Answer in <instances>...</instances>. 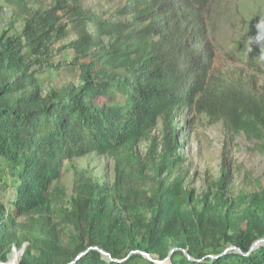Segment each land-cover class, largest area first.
<instances>
[{"label":"trees","instance_id":"1","mask_svg":"<svg viewBox=\"0 0 264 264\" xmlns=\"http://www.w3.org/2000/svg\"><path fill=\"white\" fill-rule=\"evenodd\" d=\"M9 1L8 31L20 30L0 37V188L11 194L8 206L0 201V223L24 218L33 234L50 235L18 264H156L143 254L170 264H264V189L232 218L221 199L189 209L182 179H160L185 164L179 122L187 113L264 148V86L217 65L205 19L213 0H116L109 11L85 0ZM254 41L264 52V32ZM62 66L78 71L80 84L45 92ZM159 127L157 179L147 185L134 150ZM93 153L115 161L113 208L77 173L62 212L76 232L64 239L52 222L66 196L63 164ZM7 230L0 264L24 244Z\"/></svg>","mask_w":264,"mask_h":264},{"label":"rangeland","instance_id":"2","mask_svg":"<svg viewBox=\"0 0 264 264\" xmlns=\"http://www.w3.org/2000/svg\"><path fill=\"white\" fill-rule=\"evenodd\" d=\"M84 3L94 11H109L120 5L116 0H85ZM14 12L15 7L9 0H0V37L10 29ZM261 18H264V0H213L205 15L208 38L216 55L217 65L229 75H241L245 80L256 82L258 86H264V60L260 59L264 52L254 40L250 42V38H253V28ZM19 30V24H16L7 33L13 35ZM56 62L62 64L63 58L58 56ZM46 77L47 74L41 75L42 79ZM79 84V72H69L62 66L53 73L50 86L44 85V91L48 92L51 87L58 89ZM185 119L189 121L186 126L183 124ZM179 127L183 129L179 144L183 145V148L179 146L178 149L185 164L173 173H162L160 179L164 183L182 179L183 188L193 197L189 199V209H198L199 204L203 202L213 206L217 199H221V202L227 203L223 212L228 211L232 218L242 215L250 197L264 189L262 142L249 139L244 134L233 136L222 123L209 125L205 118H196L189 113L180 120ZM162 136V128L159 127L151 134L152 142H141L134 150V155L146 167L143 171V182L147 185L153 184L157 179L156 169L162 152ZM4 167L5 164L0 158V171ZM77 173L101 186L104 189L103 195L111 204L109 210L113 208L111 191L116 173L115 161L112 158L93 153L64 162L60 186L66 196L59 206H54L52 216L53 225L58 232H63L61 235L64 239L76 232L75 225L65 218L62 212L70 205ZM223 178L224 188L220 189L219 180ZM10 195V192L1 191L0 188V201L7 206ZM229 206L231 210L228 209ZM27 221L28 219L20 218L17 227L11 226L8 221L0 223V229L7 227V237L16 234L19 240H24L23 246L20 249L15 247L9 255L10 263L18 264L29 245L39 249L50 242L48 233L33 234L28 230ZM65 245L66 243L63 246ZM183 253L187 254L186 251ZM155 259L163 262L161 264H170L168 260L158 257Z\"/></svg>","mask_w":264,"mask_h":264},{"label":"clouds","instance_id":"3","mask_svg":"<svg viewBox=\"0 0 264 264\" xmlns=\"http://www.w3.org/2000/svg\"><path fill=\"white\" fill-rule=\"evenodd\" d=\"M256 29H257V36L255 38H250V42L252 40L259 41L261 38V33L264 32V18H261L257 24H256ZM260 59L264 60V54L260 56Z\"/></svg>","mask_w":264,"mask_h":264},{"label":"water","instance_id":"4","mask_svg":"<svg viewBox=\"0 0 264 264\" xmlns=\"http://www.w3.org/2000/svg\"><path fill=\"white\" fill-rule=\"evenodd\" d=\"M143 255H144L147 259L153 261V262L156 263V264H161V263H163V262H161L160 260L152 259V258H151L149 255H147V254H143ZM7 264H15V263L7 262Z\"/></svg>","mask_w":264,"mask_h":264},{"label":"bare ground","instance_id":"5","mask_svg":"<svg viewBox=\"0 0 264 264\" xmlns=\"http://www.w3.org/2000/svg\"><path fill=\"white\" fill-rule=\"evenodd\" d=\"M153 258V257H152Z\"/></svg>","mask_w":264,"mask_h":264}]
</instances>
